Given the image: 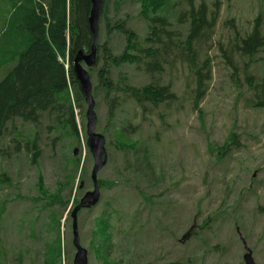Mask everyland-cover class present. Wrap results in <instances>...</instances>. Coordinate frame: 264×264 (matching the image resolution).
Returning <instances> with one entry per match:
<instances>
[{
	"label": "trees",
	"instance_id": "16d2710c",
	"mask_svg": "<svg viewBox=\"0 0 264 264\" xmlns=\"http://www.w3.org/2000/svg\"><path fill=\"white\" fill-rule=\"evenodd\" d=\"M169 1L104 0L99 16L97 66L89 70L97 114L99 103L104 102L106 107L105 125L100 132L106 136L109 160L119 165L114 178L98 179L101 190L120 187L114 196L102 202L103 208L94 217L91 228L89 246L103 264H110L109 261L113 260L110 256L118 247L129 250L148 233L150 228H146L150 221L159 220L155 214L156 206L167 202L162 199L164 193H148L146 189L158 186L163 177L159 176L154 164L153 139L134 137L141 128L140 123H135L138 110L142 113V120H148V113L161 106L170 107L172 102L180 100L173 89L172 77L166 82L164 76L173 74L181 66L189 72V86H195L192 108L202 113L201 101L214 79L213 57L208 49L213 47L222 0H215L213 8L204 0L199 5L194 0H181L187 7L183 8L177 2V12L173 15L167 12ZM127 2L137 5V12L132 16L145 21L147 32L144 36L129 24L130 14L117 15ZM91 9L92 0H0V70L7 71L0 80V137L11 136L8 146L3 142L0 151L5 157L11 156L13 150L24 149L30 162L37 165L47 146L50 156L58 158L62 169L54 188L46 185L44 174L39 170L35 185V194L39 195L31 197L34 203L21 218L18 232L21 234L30 228L31 236L41 241L31 264H72L75 247L69 230L72 224L70 213L87 188L86 184L83 187L80 184L87 178L88 161L93 159L86 145L87 103L74 72L73 59L79 50H91L94 40L89 23ZM235 23V18L226 20V24L235 29V38H231L228 44L219 41V50L226 65L232 68V79L239 87L242 82L238 79L239 64L235 60L236 56L243 58L242 72L246 74L248 86L255 92L249 102L252 106L264 108V77L257 78L247 71L251 63L260 61L256 55L264 52L262 24H256L252 31L242 36ZM119 36L126 42L121 53L115 51L113 44ZM245 57L248 60L245 61ZM125 65L144 71L149 81L143 85L132 84L130 75L122 70ZM127 104L133 109L126 107ZM17 118L34 124V133L24 147L23 142L14 137L15 129H11ZM160 118L164 122L165 113H160ZM43 133L49 140L45 146L41 144ZM76 146L80 148L77 155ZM84 147L86 154L83 157ZM11 178L8 172L0 174V182ZM141 182L146 185L141 186ZM124 184H129V189L140 196L138 207L127 202ZM7 185H11V181ZM35 209L36 214L29 213ZM4 211L0 210L1 219ZM143 213L148 214L147 218ZM81 214L82 210L78 214L79 230ZM39 216L43 219L40 233L36 229ZM210 220V217L206 218L200 228L209 227ZM198 234V230L191 232V240ZM216 249L222 250L219 245ZM27 254L30 251H18L12 264H26ZM183 259L194 264L192 257L185 256L172 263L184 264ZM0 264L7 263L0 259ZM113 264L118 262L113 261Z\"/></svg>",
	"mask_w": 264,
	"mask_h": 264
},
{
	"label": "rangeland",
	"instance_id": "374dc122",
	"mask_svg": "<svg viewBox=\"0 0 264 264\" xmlns=\"http://www.w3.org/2000/svg\"><path fill=\"white\" fill-rule=\"evenodd\" d=\"M194 1L199 5L203 0ZM204 1L213 8L215 0ZM169 2L167 6L169 15L177 12V2L181 7H187L181 0ZM124 4L117 15L121 17L130 14L129 24L144 36L147 32L145 21L132 16L137 12V5L129 2ZM220 12L213 47L208 49L213 57L214 79L201 101L200 108L203 112L192 108L194 104L192 91L195 86H189L187 82L191 77L187 76L188 70L181 66L173 74L164 76L166 82L172 77L173 89L180 96V100L172 102L170 107L161 106L146 114L148 120H142V113L138 110L139 116L135 123H140L141 128L139 134L134 137L150 141L153 139L154 164L160 173L159 176L163 177L158 186L146 189L148 193H164L162 199L167 202L156 206L155 214L159 216V220L150 221L149 227L146 228V230L150 228L148 233H145L129 250L118 247L110 256L113 259L109 261L110 264H113V261L118 264L120 262L174 264L172 262L179 261L183 256L192 257L194 264H245L243 256L246 250L243 239L252 248L255 260L264 264V108L252 106L249 102L255 92L248 86L246 74L242 72L245 65L243 58L236 56L235 60L239 64L238 79L242 82L239 87L232 79L233 70L224 62L225 58L218 44L219 41L228 44L231 38H235V29L226 24L228 18L236 19L235 24L242 36L252 31L256 24H262L264 31V0H222ZM113 44L115 51L121 53L126 42L124 37L119 36L113 40ZM258 57L260 61L251 63L247 71L257 78H262L264 52H259L256 55L257 59ZM244 60H248V57ZM122 70L130 75L132 84L143 85L149 81L148 75L144 71H138L137 67L125 65ZM6 72L5 69L0 70V80ZM103 103H99L98 109L99 132L105 125L106 118V107ZM126 107L133 109L130 104ZM160 113L166 115L164 122L160 118ZM15 120L11 129H15L14 137L23 142L21 145L24 147L29 141L28 137L34 133V124L20 118ZM42 136L41 144L45 146L49 140L44 133ZM10 140L11 136L0 137V149L3 142L8 146ZM112 150L114 151V148ZM58 153H61L60 148ZM85 154L84 147L83 157ZM107 154L109 160V153ZM50 155V148L45 146L40 163L34 165L24 149L13 150L11 156L9 154L4 155L5 157L0 151V174L8 172L12 177L0 182V210H5L3 219L0 218V259L7 264H12L13 257L20 250L30 251V254L25 256V262L31 264L41 245V241L31 236L30 228L21 231V234L18 231L23 212L34 203L31 197L39 195L35 194L39 170H42L44 181L51 188H54L55 180L62 175L58 158L54 159ZM120 159L119 156L118 161ZM118 165L115 161L109 160L100 170L99 177L107 180L114 178ZM91 166L93 159L88 161L87 178L83 180L87 188L82 191L80 197L93 188L88 179L91 177ZM10 181L11 185H7ZM142 185L146 183L141 182ZM123 187L126 189L124 192L127 194V202L138 207L140 205L138 193L129 189V184H124ZM119 189V185L104 188L101 190L100 201L93 210H90L91 207L81 209L79 231L81 242L88 249V264H103L89 246L91 228L94 226V217L103 208L102 202L114 196ZM72 204H69V208ZM37 212L35 209L29 213L34 215ZM143 216L147 218L148 214L143 213ZM41 217L39 216L36 222L39 233L43 224ZM208 217L211 219L208 222L209 227L200 228ZM71 229L72 224L69 229L72 233ZM197 230L199 234L191 240V232ZM184 233L187 235L183 237ZM217 245L222 250L216 249ZM183 261L184 264H188L186 259Z\"/></svg>",
	"mask_w": 264,
	"mask_h": 264
},
{
	"label": "water",
	"instance_id": "95a60500",
	"mask_svg": "<svg viewBox=\"0 0 264 264\" xmlns=\"http://www.w3.org/2000/svg\"><path fill=\"white\" fill-rule=\"evenodd\" d=\"M104 0H92V9L89 18L90 30L93 33L94 40L90 52H84L79 50L73 59V68L77 80L79 81L81 91L85 96L87 105L86 109V145L89 148L90 154L93 158V166L91 170V180L93 182V188L86 191L80 198L79 202L75 204L71 211L72 218V243L75 247V253L72 264H88V249L82 244L79 231V217L78 214L83 208H90L100 201L101 189L99 184V172L102 170L108 162V150L106 147V136L97 131L98 114L96 111V99L93 94V81L91 80L90 70L86 67L93 68L97 63V44L99 40L100 31V15L103 7ZM86 65V67H84ZM78 148H75V155L78 154ZM84 186L82 181L80 187ZM246 252L244 253L243 260L245 264H260L253 255V250L250 248L245 239Z\"/></svg>",
	"mask_w": 264,
	"mask_h": 264
},
{
	"label": "flooded vegetation",
	"instance_id": "af4514ba",
	"mask_svg": "<svg viewBox=\"0 0 264 264\" xmlns=\"http://www.w3.org/2000/svg\"><path fill=\"white\" fill-rule=\"evenodd\" d=\"M241 237V236H240ZM243 241V240H242ZM244 243V242H243ZM244 246H245V244H244ZM246 250V249H245Z\"/></svg>",
	"mask_w": 264,
	"mask_h": 264
}]
</instances>
